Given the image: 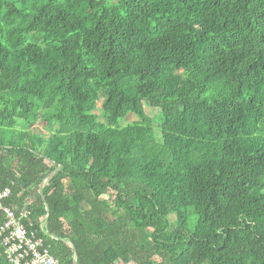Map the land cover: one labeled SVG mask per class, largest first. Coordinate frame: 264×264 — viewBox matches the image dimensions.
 <instances>
[{
  "label": "trees",
  "instance_id": "trees-1",
  "mask_svg": "<svg viewBox=\"0 0 264 264\" xmlns=\"http://www.w3.org/2000/svg\"><path fill=\"white\" fill-rule=\"evenodd\" d=\"M115 1L0 0L4 205L59 264H264V0Z\"/></svg>",
  "mask_w": 264,
  "mask_h": 264
},
{
  "label": "built area",
  "instance_id": "built-area-1",
  "mask_svg": "<svg viewBox=\"0 0 264 264\" xmlns=\"http://www.w3.org/2000/svg\"><path fill=\"white\" fill-rule=\"evenodd\" d=\"M10 190L0 192V257L8 264H59L44 247L38 233H43V224L33 229L31 211L27 208L12 209L4 205Z\"/></svg>",
  "mask_w": 264,
  "mask_h": 264
},
{
  "label": "rangeland",
  "instance_id": "rangeland-1",
  "mask_svg": "<svg viewBox=\"0 0 264 264\" xmlns=\"http://www.w3.org/2000/svg\"><path fill=\"white\" fill-rule=\"evenodd\" d=\"M105 1H107L111 5H114L116 3L115 0H105ZM97 107H98V113L101 114L99 103L97 104ZM143 109L153 119L152 128H153V131L155 133V137H157V139H158L160 136V118H161L160 117V111L158 108H150L147 104H144V103H143ZM134 121H135V116L129 114L125 119H121L119 121V125L125 126L127 124L133 123ZM30 134L42 135L43 138L45 136L49 135L47 130H45V128L42 125H36L35 127H33L30 130ZM169 223H170V226L173 230H175L177 228V224H176L174 216H172V215L169 216Z\"/></svg>",
  "mask_w": 264,
  "mask_h": 264
},
{
  "label": "water",
  "instance_id": "water-1",
  "mask_svg": "<svg viewBox=\"0 0 264 264\" xmlns=\"http://www.w3.org/2000/svg\"><path fill=\"white\" fill-rule=\"evenodd\" d=\"M52 175H53V173H50V174L47 176V178H49V177L52 176ZM47 178H45V179L42 181V183L40 184V191H41V188H42L43 183L45 182V180H46ZM44 206H45V212L47 213V212H48L47 205L44 204ZM46 218H47V216L44 217L43 230H44L45 233L47 234V230H46ZM51 238L54 239L53 237H51ZM66 243H68V242H66ZM68 244H69L70 247H71L72 253H74V249L72 248L71 244H70V243H68Z\"/></svg>",
  "mask_w": 264,
  "mask_h": 264
}]
</instances>
